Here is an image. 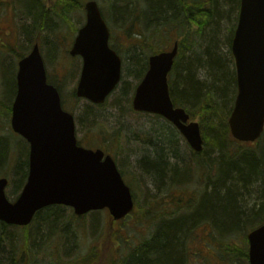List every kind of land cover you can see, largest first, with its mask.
Segmentation results:
<instances>
[{"label":"rangeland","instance_id":"374dc122","mask_svg":"<svg viewBox=\"0 0 264 264\" xmlns=\"http://www.w3.org/2000/svg\"><path fill=\"white\" fill-rule=\"evenodd\" d=\"M35 1L36 4L34 0H0V136L5 137L10 146L7 169L9 184L5 189L6 195L12 201L19 194L21 186L16 188L14 185L16 175L12 166L21 157L26 156L28 159L29 151L28 143L10 127L8 106H11L16 90L15 86L11 96V82L13 77L15 79L19 56L27 53L32 44L38 41L47 75L50 74L59 82L64 97L68 100L64 105L75 116L76 135L80 144L85 147L103 148L113 156L118 168L123 172L124 182L132 191L136 205L131 214L120 220L114 229H108V213L105 210L76 217L71 208L61 206L56 227L43 234L44 236H39L42 239H35L32 243L33 252L29 264H50L61 255H65L67 260H72L89 253L96 258L93 257L95 259L86 264H123L128 254L125 253L127 245L134 247L144 243L151 234L156 235L157 230L168 221L185 219L200 207L202 198L208 195L219 179L220 150L215 149L209 140L212 131L207 126L203 131L204 148L196 155L192 153L185 139L165 119L136 113L131 109L129 89L137 82L134 72L138 67L141 68L140 58L143 55L132 56L134 50H129L130 40L123 28L129 15L122 20L113 18L110 12L111 0L96 1L109 21L111 45L118 49L123 58L122 82L102 105L87 109L90 104L88 101L79 98L75 101L70 95L79 77L81 58L70 57L68 50L77 29L84 23L83 4L87 0H72L73 5L63 15L61 12L58 15L59 10L55 8H60L66 0ZM40 8L48 10L44 19H37L31 14ZM223 10L221 25L224 36L228 33L226 25H231L227 17L228 8ZM238 10L233 11V30ZM227 21L229 24H226ZM138 26L141 29L139 24L136 28H139ZM199 41L198 49L202 38ZM190 54H184L179 63ZM178 65L173 71L175 74L180 67ZM237 143L240 145H236ZM157 147L163 152L167 148V153L173 151L175 154L176 157L171 161L177 164L178 173L182 176L178 180H167L158 186L154 176L146 173L142 161L152 160ZM222 150L226 160L230 162L239 159L242 153L255 151L264 161V132L253 143H239L230 134L227 137L224 135ZM230 156L234 159L230 160ZM182 188L184 189L181 190ZM61 222L65 224L63 227L59 225ZM34 224L31 225L32 228ZM252 228L243 226L228 231L233 232V235L237 232L232 243L236 251H240L247 233ZM73 231L74 236L71 234ZM220 235L213 220L204 217L196 220L187 229L184 237L183 264H225L217 257L218 248L214 243H219ZM143 247L144 245L140 244L138 250ZM230 261L229 264H248L247 257L244 259L241 255Z\"/></svg>","mask_w":264,"mask_h":264},{"label":"water","instance_id":"95a60500","mask_svg":"<svg viewBox=\"0 0 264 264\" xmlns=\"http://www.w3.org/2000/svg\"><path fill=\"white\" fill-rule=\"evenodd\" d=\"M84 6L86 22L69 50L82 58L75 94L100 104L120 80L121 58L108 44L109 29L96 1ZM231 51L237 93L228 126L236 140L254 141L264 129V0H240ZM176 53L175 43L148 58L131 104L135 111L165 117L200 151L198 122H187L188 113L170 97L167 75ZM10 125L29 144L28 175L14 201L5 194L8 179L0 178V221L25 226L50 205L70 206L76 215L108 208L114 220L131 211L132 194L114 159L101 149L77 144L74 116L62 108L57 88L47 82L37 44L18 61ZM247 240L249 264H264V223L250 230Z\"/></svg>","mask_w":264,"mask_h":264},{"label":"trees","instance_id":"16d2710c","mask_svg":"<svg viewBox=\"0 0 264 264\" xmlns=\"http://www.w3.org/2000/svg\"><path fill=\"white\" fill-rule=\"evenodd\" d=\"M135 1L111 0L110 10L116 19H126L129 15L130 19L128 18L129 20L127 19V22L123 24L125 34L130 40L129 50H134L132 56L143 55L140 58L141 68L138 67L134 72L135 78L142 77L148 55L169 49L174 42H177L178 52L173 70L169 73V90L172 100L176 105L184 107L191 117L198 120L203 131L205 126L211 129L212 133L208 138L213 147L220 150V169L217 183L208 195L202 198L200 207L193 214L185 219L176 220L178 219L176 218L162 225L154 238H148L142 243L145 248L141 251L133 250L127 262L124 261V263L183 264V243L187 229L202 217L213 220L219 228L221 239L219 243L216 241L214 243L218 248L217 257L221 262L229 264L231 259L240 255L245 259L247 257L246 239L240 251H236L232 243L237 232L233 235V232L228 231L243 226L247 229L254 228L264 223V161L263 157L255 151L242 153L239 159L230 162L226 160L222 150L223 137L229 134L227 118L236 92V76L230 45L233 34L231 27L233 11L238 10L239 0ZM34 2L36 4L35 0ZM72 5V0H66L60 8H56L63 15ZM225 7L229 10L227 17L231 29L226 25L228 33L223 36L221 16L224 14L222 9ZM47 12L48 10L40 8L31 14L37 19L40 17L44 19ZM59 12L58 15H60ZM138 24L141 29L139 26L136 28ZM226 24L229 22L227 21ZM201 38L199 51L197 45ZM35 42L38 43V41ZM112 46L115 47L113 44ZM188 52L191 53L190 56L179 63L180 58ZM124 60L128 61L127 58ZM131 64L135 66V63ZM177 65L180 67L175 74L173 71L177 69ZM48 81L62 92L59 82L50 74ZM11 83L10 91L13 96L12 92L14 93L16 85L14 77ZM130 90L132 89H129L131 94ZM61 96L62 104L68 101L63 92ZM70 96L75 101L78 100L74 91ZM91 106L96 105L88 104L86 108L91 109ZM8 114H10V106H8ZM9 148L7 139L0 136V176L8 175ZM166 150L163 152L157 147L152 160L142 161L146 173L154 176L158 186L167 180L175 181L182 177L178 173L177 164L171 161L176 157L175 154L173 151L167 153ZM232 159L234 158L230 156V160ZM12 170L16 175L15 187H22L28 173L27 157L18 159L13 164ZM60 207L54 205L38 211L31 223V225L35 223L33 228L31 225L19 228L0 221V264H29L33 252L32 243L36 241L35 239H42L40 237L44 236L43 234H47L56 227ZM59 225L63 227L65 224L61 222ZM17 229L22 232L20 233ZM71 234L74 236L75 232ZM64 257L61 255L50 264H86L96 258L91 253L72 260Z\"/></svg>","mask_w":264,"mask_h":264},{"label":"flooded vegetation","instance_id":"af4514ba","mask_svg":"<svg viewBox=\"0 0 264 264\" xmlns=\"http://www.w3.org/2000/svg\"><path fill=\"white\" fill-rule=\"evenodd\" d=\"M117 223H119V222H118V221H114V222H113V225L115 226ZM155 236H156L155 234H154V235H151L152 238H154ZM151 237H150V238H151ZM152 241H153V240H152Z\"/></svg>","mask_w":264,"mask_h":264},{"label":"bare ground","instance_id":"6f19581e","mask_svg":"<svg viewBox=\"0 0 264 264\" xmlns=\"http://www.w3.org/2000/svg\"><path fill=\"white\" fill-rule=\"evenodd\" d=\"M232 36H233V34H232Z\"/></svg>","mask_w":264,"mask_h":264}]
</instances>
